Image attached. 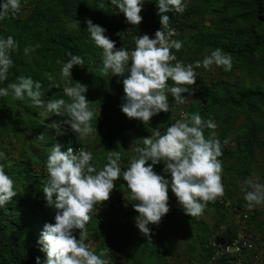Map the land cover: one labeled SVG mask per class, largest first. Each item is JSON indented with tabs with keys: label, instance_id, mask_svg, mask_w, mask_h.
<instances>
[{
	"label": "trees",
	"instance_id": "1",
	"mask_svg": "<svg viewBox=\"0 0 264 264\" xmlns=\"http://www.w3.org/2000/svg\"><path fill=\"white\" fill-rule=\"evenodd\" d=\"M155 2L145 0L138 25L127 23L123 13L109 0H21L15 15L0 20V34L11 35L18 42L12 53L14 63L8 79L0 82V86H6L19 75L31 76L41 82L42 99L62 96L64 81L61 64L56 61L66 60L68 53L78 54L85 63L74 65L71 76L87 86L85 96L94 113L92 126L97 128V134L90 140H78L67 125L57 135L50 124L63 117L42 116L35 105L10 95L0 97V153L3 154L0 163H5V171L13 178L16 193L0 206V264H36L37 257L43 264L46 259L38 240L44 224L55 222V209L46 204L42 191L48 178L45 160L52 143L60 142L65 150L71 146L74 152L79 147L85 148L92 154L90 163L96 170L107 162V151L118 150L123 170L137 155L136 147L144 146L143 137L151 135L152 128L157 127L163 133L182 118V113L189 117L198 113L216 124L215 129L205 128L204 135L208 137L215 132L221 141L222 155L218 157L222 161L224 187L221 199L208 201L200 215L189 216L169 189L170 212L158 224L149 225V240L134 222L127 221L128 217L138 215L132 207L138 201L129 198L126 182L117 178L108 200L97 202L94 207H100L102 215L112 220L117 214L125 222L104 229L102 217L90 215L83 239L89 236L97 242L93 251L107 260H118L120 255H125L126 264H169V258L182 259L184 255V264H249V255L257 257L259 249L243 247L227 220L235 210L246 207L243 180L254 177L255 182L264 183V167L257 169L259 156L264 154V0H187L183 12L168 13L169 27L175 29L172 38L182 41L179 50L171 49L176 59L193 63L219 47L231 55L232 67L224 71L222 66L212 65L206 73V68L193 63L197 79L189 86L194 89L191 96L184 93L188 99L176 103L167 93L169 112H160L143 124L121 112L123 77L102 70V49L89 38L85 19L103 26L106 35L116 42L115 48L131 50L135 47L134 37L147 33L151 38L160 28ZM28 44L38 47L25 56L23 48ZM41 133H45V138L36 140ZM59 136L63 139L58 140ZM163 167L161 162L153 170L164 174ZM124 205L133 209L132 213ZM206 212L212 214L213 221L204 219ZM259 218L260 211L254 209L246 218L247 224L258 231L264 224H257ZM158 227L163 229L160 234ZM183 230L187 232L186 247L180 253L175 240ZM220 230L227 233V239L212 240ZM111 231L115 234L110 235ZM128 232H132L129 236L132 245ZM74 235L79 238L78 229ZM214 241H239L241 250L217 253L212 245ZM261 241L264 248V237ZM106 247L109 251L102 253Z\"/></svg>",
	"mask_w": 264,
	"mask_h": 264
},
{
	"label": "clouds",
	"instance_id": "2",
	"mask_svg": "<svg viewBox=\"0 0 264 264\" xmlns=\"http://www.w3.org/2000/svg\"><path fill=\"white\" fill-rule=\"evenodd\" d=\"M187 0H156L160 28L154 35L145 33L134 37L135 47L115 48L116 42L106 35V29L100 24L85 19L86 31L93 43L102 49V70L122 76V103L120 110L128 118L149 122L160 112H169L167 93L176 103H184L191 96L197 74L196 67L209 68L222 66L224 71L231 70L232 57L217 47L204 55L202 59L185 64L176 59L182 41L173 39L175 29L169 27L170 12L181 13ZM126 22L138 25L145 0H109ZM21 0H0V20L15 15L20 9ZM18 42L13 36L0 34V82L8 79L9 69L14 61L12 53ZM38 45L28 44L23 48L25 56L35 51ZM66 60H57L61 64L60 75L63 79V94L48 100L42 99L44 91L41 82L31 76L19 75L6 86H0V97L11 96L15 100L26 101L40 108V115L56 114L63 117L53 121L50 126L56 134H62V126L67 125L77 139L97 134L92 126L93 111L88 107L85 93L87 86L74 81L71 76L73 66L84 65V59L78 54L68 53ZM172 61H175L172 63ZM126 73V74H125ZM171 80L173 83L168 84ZM188 93L186 97L183 94ZM182 118L170 124L162 133L157 127L151 135L143 137V147H136L137 155L130 159L122 170L121 153L118 150L107 151L106 163L96 170L90 163L92 154L83 147L75 152L71 146L66 150L56 141L48 147L45 167L47 182L42 186L44 200L55 209L54 223H45L38 243L46 254L43 264H108L102 254H97L83 237L87 232L86 223L90 211L97 202L107 201L114 188V181L122 178L129 189V198L133 209L138 213L134 218L139 232L150 237V224H158L162 216L169 211L168 190L175 195L183 212L189 216H198L208 201L222 196L224 187L221 182L222 145L215 132L208 137L204 129H215L211 119H204L198 113ZM41 133L36 140H43ZM227 143V140H224ZM3 154L0 153V156ZM150 161V163H146ZM163 163L162 173L153 170V166ZM5 163H0V206L15 196L14 180L5 171ZM166 174V175H165ZM246 206L252 209L264 205V183L245 178L242 184ZM79 230V238L74 235ZM102 253L109 251L106 247ZM40 264V258H36Z\"/></svg>",
	"mask_w": 264,
	"mask_h": 264
},
{
	"label": "rangeland",
	"instance_id": "3",
	"mask_svg": "<svg viewBox=\"0 0 264 264\" xmlns=\"http://www.w3.org/2000/svg\"><path fill=\"white\" fill-rule=\"evenodd\" d=\"M205 71L207 73L208 69H206ZM71 134L73 136H76V134L73 131H71ZM93 137H94V134H90L88 137H85L81 140H83V141L84 140H90ZM57 139L62 140L63 136H59ZM263 167H264V154L259 156V164L257 166V169L262 170ZM252 179L255 181L254 177H252ZM237 191H238L237 193L239 195L238 188H237ZM221 197L222 196H218L216 199H221ZM124 208L128 212L129 211L131 212L133 210V209L128 208L125 205H124ZM254 209H257L258 211H260V218H259L257 224L260 222L264 223V205H258L252 209H249L246 206L243 210H235L234 214L228 215L227 221H228V225L230 227L231 232L236 235L235 239H239L240 237H245V239L247 241L250 239L251 241L250 240L249 241L253 242L255 247H257L259 249L258 255L256 258L255 257L253 258L252 254L249 255V259H248V262L250 261L249 264H264V248L262 246L263 243L261 241V237H264V224H262L261 227L258 229V231H256V228L253 225H248L247 221H246L247 216L254 213ZM169 212H170V209L167 213H169ZM244 214L246 215V217H243ZM89 215H100L102 217L101 226L104 229H108L109 226H115L116 227V226H119L120 224L125 222V220L117 214L115 215L114 220L110 219L106 215H102L100 207L99 208L93 207V209L90 211ZM203 217L208 222L213 221V217H212V214L210 212L204 213ZM127 221L135 223V219L132 216L128 217ZM162 230L163 229H161L159 227L157 228V231L159 232V234L163 232ZM114 234H115L114 231H111L110 235H114ZM131 234H132V232L127 233L128 241H129L130 245H132L131 239L129 237ZM185 235H187V232H186V230H183L179 235H177L176 240H175L176 241V248L180 253H182L184 248L186 247L185 242H184L185 241ZM226 236H227V233H225L223 230H220L219 234L215 235L214 238H212V240H214V239H223V240L225 239L226 240L227 239ZM84 241L86 244L89 245V247L92 250H94V248L97 245V242L92 240L91 237H89V236ZM124 256L125 255H120L118 260L108 259L109 264H117V263L126 264ZM184 257H185V255H184ZM184 257L182 256V259L169 258V264H184V260H185Z\"/></svg>",
	"mask_w": 264,
	"mask_h": 264
},
{
	"label": "built area",
	"instance_id": "4",
	"mask_svg": "<svg viewBox=\"0 0 264 264\" xmlns=\"http://www.w3.org/2000/svg\"><path fill=\"white\" fill-rule=\"evenodd\" d=\"M243 217H246L244 214ZM241 239V245L243 247H246L248 249H256L253 242L247 241L245 237H240ZM214 247H216V252L221 254H227V253H239L240 252V246L239 241H232V242H223V241H214L212 244Z\"/></svg>",
	"mask_w": 264,
	"mask_h": 264
}]
</instances>
